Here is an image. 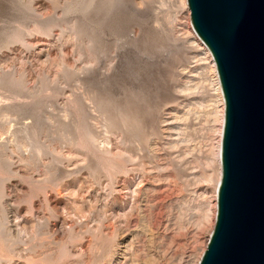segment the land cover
Returning <instances> with one entry per match:
<instances>
[{
  "label": "rangeland",
  "instance_id": "obj_1",
  "mask_svg": "<svg viewBox=\"0 0 264 264\" xmlns=\"http://www.w3.org/2000/svg\"><path fill=\"white\" fill-rule=\"evenodd\" d=\"M191 25L186 0H0V264L199 263L221 105Z\"/></svg>",
  "mask_w": 264,
  "mask_h": 264
},
{
  "label": "water",
  "instance_id": "obj_2",
  "mask_svg": "<svg viewBox=\"0 0 264 264\" xmlns=\"http://www.w3.org/2000/svg\"><path fill=\"white\" fill-rule=\"evenodd\" d=\"M224 97L216 223L199 264H264V0H186Z\"/></svg>",
  "mask_w": 264,
  "mask_h": 264
},
{
  "label": "bare ground",
  "instance_id": "obj_3",
  "mask_svg": "<svg viewBox=\"0 0 264 264\" xmlns=\"http://www.w3.org/2000/svg\"><path fill=\"white\" fill-rule=\"evenodd\" d=\"M191 30H192L193 37L195 38V41H197L201 45V48L204 50V54L206 55V57L208 58V60L211 64V71L213 74V82L215 85V91L217 92V97H218L219 103L221 105V112H220L221 113L220 114V116H221V120H220L221 121V127H220L219 140H218L217 152H216L217 163L219 166L218 177H217L216 185H215V200H216V193H218V185H219L220 180H221V168H220L221 167V140H222L223 125H224L225 103H224V97H223V93H222V89H221V84L219 81V77H218V73H217V69H216V65H215V61L213 59V56H212L209 48L207 47V45L201 40V38L194 31V28L192 25H191ZM215 207H216V203H215ZM215 210H216V208H215ZM197 264H199V263H197Z\"/></svg>",
  "mask_w": 264,
  "mask_h": 264
}]
</instances>
